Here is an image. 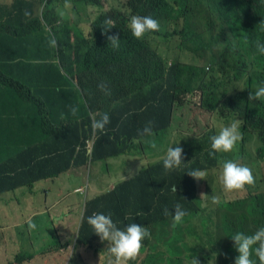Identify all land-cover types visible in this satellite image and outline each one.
I'll return each instance as SVG.
<instances>
[{
  "label": "trees",
  "instance_id": "16d2710c",
  "mask_svg": "<svg viewBox=\"0 0 264 264\" xmlns=\"http://www.w3.org/2000/svg\"><path fill=\"white\" fill-rule=\"evenodd\" d=\"M58 1L15 0L2 9L0 88L16 91L22 104L16 112L26 104L29 129L40 127L45 137L0 164V192L31 186L72 164L84 163L86 140L93 132L92 114L97 111L96 120L101 121L109 108L123 110L106 132L98 130L94 156L103 158L115 154L113 146L122 135H138L146 114L157 129L161 128L181 94L199 89L204 107L214 109V98L228 83L217 82L218 72L238 78L246 71L247 89L264 81V32L251 25L256 4L262 0H125L121 5L117 0H106L110 9L102 11L86 36L60 15ZM90 3L93 0H81L84 6ZM136 13L155 14L162 20L161 27L142 39L134 38L127 20ZM160 37L176 41L179 54L171 65L156 44ZM187 53L205 59L210 70L185 63ZM139 97L146 99L147 109L124 116L131 110L129 98L135 101ZM258 115L255 109L249 119ZM17 122L23 124L19 119ZM261 141L264 116L253 130L245 129L242 142L232 152L218 154L209 149L206 140L193 139L186 142L193 144L195 151L185 170L208 167L212 171L219 163L239 159L258 163L264 160V154L259 153ZM203 181L209 192L202 195L200 188L188 193L174 181L164 193L156 178L152 186L139 184L132 191L133 217L128 220L146 223L149 238L104 219L95 205L99 199L89 201L79 196L68 209L47 207L27 213L17 207L11 222L18 223L0 229V236L34 220L43 229L51 228V238H58L65 246L69 247L77 234L76 249L104 252V247L122 264L136 263L145 243L157 251V260L164 264H182L186 251L193 253L197 264H227L230 248L221 246L235 233L249 234L264 225V190L259 181L253 187L244 180L221 176L217 188L212 174ZM246 189V194L233 199L222 194ZM211 192L220 198L206 203ZM93 237L96 245H88ZM215 247L217 254L213 255ZM246 264H264V257L253 256Z\"/></svg>",
  "mask_w": 264,
  "mask_h": 264
},
{
  "label": "clouds",
  "instance_id": "9594fccd",
  "mask_svg": "<svg viewBox=\"0 0 264 264\" xmlns=\"http://www.w3.org/2000/svg\"><path fill=\"white\" fill-rule=\"evenodd\" d=\"M168 1L171 2V0ZM14 2L15 0H12L9 4L0 5V20L4 19L2 9L10 7ZM160 4L163 6L162 1ZM57 6L60 15L67 18L70 27L74 28L76 26L85 36L88 33L85 25L88 24L89 28L93 29L92 23L101 15L102 11L110 9L102 5L101 0H93V3L86 6L81 4V0H59ZM66 6H69L68 10ZM256 7L257 9L254 11V18L251 21V25L264 32V0L258 2ZM93 9H96V16L94 18H92ZM40 13H42V10ZM109 22L112 23V21ZM161 23V18L156 17L153 13H136L134 18L127 20V26L130 29L129 31L136 39H142V37L147 34L150 35V33H153L155 29L161 27ZM71 34L72 38H74L73 31ZM114 37L119 38L118 35H115ZM156 44L160 45L164 57H167V64L171 65L173 57L179 54L176 41L166 40L160 37ZM262 51L264 52V49ZM183 61L185 63H193L198 66H204L207 71L210 70V65L205 59L198 57L194 58L192 53H187L183 58ZM247 77L248 73L246 71L243 74H240L238 78L233 76L229 78L228 76H224L223 73L218 72L215 76L217 82L226 80L228 83L226 87L223 90H220L214 98V109L209 110L204 107L202 103V92L199 89L193 92L181 94L180 101L173 105L172 112L164 120V125L161 128L157 129L154 122L148 120L149 115L146 114L143 117L144 121L139 124L140 130L138 135L131 137L122 135L113 146L115 154L108 155L103 158H96L94 156L98 130L106 132L109 129V126L113 123V118H121L123 110L122 108H109L105 113H103L101 121L96 120V115L99 111L95 112L92 114L93 132L86 140V161L84 163L72 164L68 169L58 175L39 179L31 186L20 185L14 189L0 192V206L4 204L5 207L9 209L10 213H12L14 209L19 206L24 208L27 207V210H30V208L42 209L49 206L50 200H52L54 193L57 191L60 192L58 198H62L65 195L70 194L75 199L77 197V193H82L86 195L85 198L89 201L99 199L98 204L95 205L104 219L114 220L128 229L134 228L145 236V238H149L151 234L149 226L146 223L136 219L128 220L133 217L131 199L132 191L135 190L139 184H149L152 186L153 179L155 178L158 179L157 184L159 185V189L164 193L166 187L171 186L172 181L181 186L183 190L188 193H192L194 189L200 188L202 179L196 178V176L203 173L206 175L205 177H208L211 174V171H209L208 167L196 172H188L185 170L190 164L192 154L195 151L194 145H187L186 142H191L193 139H202L206 140L209 149L215 153L222 154L225 152H232L242 142L245 129L253 130V126H257L258 122H260L261 118L264 116V105L260 104V101H264V81L255 89H247ZM1 85L2 84H0V86ZM228 91H232L234 93L235 101L232 105H229V110L232 112L233 117H230L228 121L223 122L215 133L212 132L213 128L210 131H205L202 135H184L180 141L172 144L169 150L165 152V155L162 156V146L165 141H171L169 133L177 122L187 119L190 120L192 117L199 121L200 115L197 110L195 111L194 116L187 114L185 108L183 107L185 97L188 95L198 94L201 107L204 110L213 114H218L219 116L224 113V109L219 103L220 97H224ZM243 98L246 99V102L244 111L241 112L240 102ZM118 101L120 102V100ZM128 101H130L131 110L128 113L125 112L124 116H127L128 114L132 115L135 113H142L147 109V106L145 105L146 99L144 97H139L135 101H133L132 98H129ZM20 105L22 106L21 100L18 98L16 91L13 88H0L1 122L5 124V122L9 121V119L19 115L23 121L21 129L23 130L26 128L29 136L27 143L21 144L19 149L14 154L9 156H0V164L17 156L21 150L27 149L29 146L39 143L45 137L43 130L40 127L36 129H29L27 106L25 104L23 108L21 107V109L16 112ZM139 105L143 106L138 109ZM255 109L258 111L259 115L256 116L255 119H249ZM237 111H240V113ZM235 113H238V115ZM11 114H13V116H11ZM132 120L133 118H131V121ZM250 123H252V126H250ZM127 125H130V122L127 123ZM150 140H155L156 144V146L151 149L150 154L153 158L159 160L155 161V159H152L153 162L151 165H147L148 167L144 166L146 168L141 165H139V167L132 165L128 170L122 171L121 167L125 161V156L132 151L135 142ZM259 147V153L264 154V141L259 143ZM160 158H162L161 162H159ZM115 159L119 160L118 164L113 163V160ZM89 160H105L106 165L112 170L111 174L109 176H101L100 172L93 178L91 186L87 181L84 185L75 187L72 192V187L68 181V178L71 176V172L77 167L85 166ZM128 162L132 163V159H129ZM262 162H264V160H260L258 163H252L242 159L230 160L219 163L217 166L211 167V169L213 170L214 168L221 166V177L227 180L235 178L241 179L248 182L249 186L252 185L254 187L259 181L258 185L260 186V189L264 190V187L262 186V177L259 171V164ZM182 167L183 171H177ZM125 174L131 175L124 180L116 181L115 185H111V181L115 180L117 177H122ZM179 175H184V181L180 182ZM42 188L44 189L43 191H41ZM89 190L90 193H88ZM219 198L220 197L218 195H214L211 192V196L205 202H216ZM174 218L177 219L176 217ZM15 232L8 236V255L5 260L2 261V264H17L13 263L12 259L21 251L22 247ZM72 238H74V241H72V244L69 247L65 246L64 242L58 238H52L48 245H41L39 251L26 256L24 254H18L15 259L18 260L19 257H21L22 260L20 261V264H44L38 258L51 251L63 252L69 248L72 253L65 264H72L74 259V264H108L105 262V252L98 251L94 248H92L94 251V257L88 261H83L78 254V251H80L81 248L76 249L75 244L73 243L76 242L77 234L72 236ZM227 246L230 248V258L227 264H246L253 256L264 257V225L249 234H233L229 238V241L224 243L221 247L225 250ZM143 248L144 250H142L141 254L144 251H147V253L141 262L142 264H164L163 262H159L157 260V251L155 249L148 248L146 243L145 246L143 245ZM158 250H160V248ZM107 254L114 264H122L114 254L111 252H107ZM216 254L217 248L215 247L213 249V255ZM186 260L189 261V264H197L196 258L192 252L186 251L183 254L182 264H185Z\"/></svg>",
  "mask_w": 264,
  "mask_h": 264
},
{
  "label": "rangeland",
  "instance_id": "374dc122",
  "mask_svg": "<svg viewBox=\"0 0 264 264\" xmlns=\"http://www.w3.org/2000/svg\"><path fill=\"white\" fill-rule=\"evenodd\" d=\"M12 0H0V5H5L11 3ZM125 0H117L118 4H123ZM101 4L104 5L106 8L109 7V4L106 0H101ZM67 10L69 6H66ZM96 16V9H93V15L92 18ZM87 28V31L90 30L89 25H85ZM234 93L232 91H228V93L224 97H220L219 103L220 106L224 109V113L219 115L210 113L206 110H204L200 105V99L198 94L196 95H188L184 98V105L186 112L188 115L194 116L195 111H198V114L200 115L199 121H197L194 117H192L190 120H182L181 122H177L171 132L169 133V137H171V141H165L164 145L162 146L163 151L161 152L162 156L165 155V152L169 150V148L172 146V144L178 142L181 140V138L184 135H202L205 131L212 130L213 133H215L219 126L230 119V117H233L232 112L229 110V105H232L234 103ZM246 99H241L240 106H241V112L244 111ZM240 113V111H237ZM238 113H235L238 115ZM16 131V124L12 121L7 126L0 128V139L1 141H9ZM156 146L155 140L150 141H137L133 145V149L131 152H129L125 156V161L121 167L122 171L128 170L132 165H135L139 167L141 165L142 167L146 166L148 167L149 164L153 162L152 159H155L151 156L150 151L152 148ZM158 158V157H157ZM129 159H132V163L128 162ZM159 159H155V161H158ZM162 158H160L161 162ZM143 163V165H142ZM148 165V166H147ZM144 167V168H146ZM141 168V169H144ZM220 171L221 166L214 168L210 173L214 175L216 186L219 188V178H220ZM259 171L262 177V186L264 187V162L259 164ZM101 172V176H109L112 172L111 168L108 167L105 163V160L101 161H88V163L85 166L77 167L75 170L71 172V176L68 178V181L71 185V191L73 192L75 187L79 185H84L87 181L89 182L90 186L93 182V178L95 175H98ZM206 175L203 173L196 176V178L202 179V184L199 189V193L205 194L209 191L206 190L207 184L204 180ZM185 177L184 175H179V180L184 181ZM44 189L42 188L41 191ZM246 190H242L239 192H222L224 197L226 199H233L239 196H242L246 194ZM90 193V190L89 192ZM77 196L80 198H84L86 195H81L77 193ZM205 198V197H204ZM86 220V219H85ZM16 236L21 244V251L18 254H24L30 255L32 253H35L39 251L40 246L48 245L52 240V234L53 231L51 228L49 230L43 229L41 226L37 224L36 221L30 220L27 224H21L17 230H16ZM72 241H74V238H72ZM75 245L79 244V242H73ZM97 243V238L93 237L89 239L88 245L95 246ZM103 251L105 252V262L108 264H114L111 261V258L107 254L106 249L103 247ZM147 251H144L141 256L139 257L138 261L133 264H141L144 256L146 255ZM17 254V255H18ZM15 255L12 259L13 263L20 264V261L22 260L21 257H19L18 260H16ZM75 259L73 260L72 264H74ZM185 264H189V261L186 260Z\"/></svg>",
  "mask_w": 264,
  "mask_h": 264
},
{
  "label": "crops",
  "instance_id": "0c3cea01",
  "mask_svg": "<svg viewBox=\"0 0 264 264\" xmlns=\"http://www.w3.org/2000/svg\"><path fill=\"white\" fill-rule=\"evenodd\" d=\"M18 119L22 121L21 117L18 115L16 117H13L12 119H9L8 122L4 121L5 124L1 122V119H0V128L7 126L12 121L16 124L15 134L9 141L3 142L0 139V156H9V155L14 154L19 149V146L21 144H25L28 141L29 136H28L27 129L26 128H24L23 130L21 129V125L17 122ZM113 163L118 164L119 160L115 159L113 160ZM130 175L131 174H125L122 177H117L115 180L111 181V185H115L116 181L124 180L130 177ZM59 194L60 192L58 191L54 193V196L52 197V200H50V204L48 207L68 209L73 204H75L77 201V199L76 198L74 199L70 194H67L62 198H58ZM16 209H14V211ZM24 209L27 213L28 212L30 213L31 210L38 209V208H30V210H27V207H26ZM13 212L10 213L9 209H7L4 204L0 206V229L1 230H6L9 225H16L18 223L17 220L11 222ZM9 235H11V233L5 236H0V264H2V261L5 260V258L8 255V249H9L8 236ZM93 252L94 251L92 248H81V250L78 251V254L83 261H88L94 257ZM71 253L72 251L69 248L64 250L63 252L51 251L48 254L43 255L38 259H40L44 264H65L68 258L70 257Z\"/></svg>",
  "mask_w": 264,
  "mask_h": 264
}]
</instances>
